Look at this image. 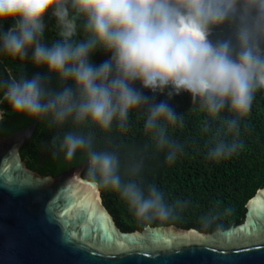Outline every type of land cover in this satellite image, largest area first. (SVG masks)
Listing matches in <instances>:
<instances>
[{"label":"clouds","instance_id":"clouds-1","mask_svg":"<svg viewBox=\"0 0 264 264\" xmlns=\"http://www.w3.org/2000/svg\"><path fill=\"white\" fill-rule=\"evenodd\" d=\"M49 14L61 38L50 45L42 42ZM80 20L84 37L74 39ZM226 23L234 25V38L210 39ZM97 51L108 56L99 65L93 60ZM29 52L49 75L0 80L13 112L52 126L71 119L109 131L114 122L126 129L129 114L144 108V130L172 164L183 146L168 126L183 118L169 101L186 93L220 122L207 151V159L219 162L243 148L240 122L264 90V0H0V53L25 60ZM52 74L65 85L58 91L47 87ZM158 95L167 99L157 101ZM225 111L233 115L221 116ZM53 144L66 159L84 150L92 187L117 192L138 221H167L186 207L137 179L142 159L122 175L119 155L94 150L91 137L67 132ZM214 219L201 217L202 227Z\"/></svg>","mask_w":264,"mask_h":264},{"label":"trees","instance_id":"trees-1","mask_svg":"<svg viewBox=\"0 0 264 264\" xmlns=\"http://www.w3.org/2000/svg\"><path fill=\"white\" fill-rule=\"evenodd\" d=\"M10 23H5L4 28L9 27ZM45 23L42 42L50 45L61 39L55 18L49 14ZM78 24V36L74 39H83V20L78 21ZM234 32V25L226 23L214 29L210 39L234 38ZM107 58L103 51H97L93 56L97 65ZM37 73L49 75L46 68L37 67L31 62V52L25 60L0 53V80L19 79L22 75L30 78ZM64 86L54 74L47 83V87L53 91ZM136 87L139 88V85ZM3 94V90H0V136H8L36 122L30 139L20 148L21 158L28 168L42 175L55 176L83 163L87 159L84 150L78 151L72 159H66L53 144L54 139L58 145L65 133L74 132L91 137L96 151L116 152L121 160L122 175L127 165L142 159L143 168L137 179L143 185L155 184L169 203L177 200L187 202L175 218L141 222L134 217L117 192L100 189L103 204L122 231L141 230L146 225L173 224L212 232L217 228L235 226L244 219L247 201L264 185V90L256 93L250 113L240 122L243 148L219 162L207 159V151L209 140L220 122L212 120L197 104H193L188 94L175 96L169 103L183 119L182 123L169 125L168 133L183 146V152L177 154L172 164L167 163L165 152L156 150L151 134L145 132L144 108L129 114L128 127L123 130L115 122L111 130L103 131L91 124L76 125L71 119L61 126H52L47 119H34L13 112L3 99ZM145 95L151 97L152 94L145 90ZM156 99L160 101L167 97L158 95ZM232 115L227 111L221 114L223 117ZM86 171L87 167L82 171V176L88 179ZM124 178L127 179L126 176ZM207 215L215 219L212 226L205 229L201 225V217Z\"/></svg>","mask_w":264,"mask_h":264},{"label":"water","instance_id":"water-1","mask_svg":"<svg viewBox=\"0 0 264 264\" xmlns=\"http://www.w3.org/2000/svg\"><path fill=\"white\" fill-rule=\"evenodd\" d=\"M35 126L0 136V264H264V185L235 226L122 231L82 176L87 159L55 176L26 166Z\"/></svg>","mask_w":264,"mask_h":264}]
</instances>
